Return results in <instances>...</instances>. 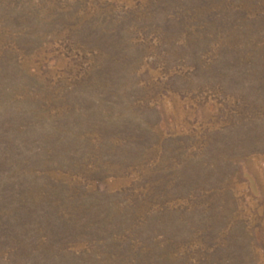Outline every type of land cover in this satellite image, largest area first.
Instances as JSON below:
<instances>
[{
	"label": "rangeland",
	"instance_id": "374dc122",
	"mask_svg": "<svg viewBox=\"0 0 264 264\" xmlns=\"http://www.w3.org/2000/svg\"><path fill=\"white\" fill-rule=\"evenodd\" d=\"M0 264H264V0H0Z\"/></svg>",
	"mask_w": 264,
	"mask_h": 264
}]
</instances>
